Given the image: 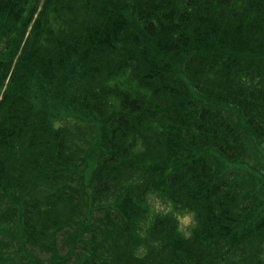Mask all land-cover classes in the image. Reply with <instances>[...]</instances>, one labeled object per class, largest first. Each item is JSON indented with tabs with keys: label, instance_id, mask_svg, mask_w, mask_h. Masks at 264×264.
<instances>
[{
	"label": "trees",
	"instance_id": "trees-1",
	"mask_svg": "<svg viewBox=\"0 0 264 264\" xmlns=\"http://www.w3.org/2000/svg\"><path fill=\"white\" fill-rule=\"evenodd\" d=\"M250 144L264 0H0L5 264H264Z\"/></svg>",
	"mask_w": 264,
	"mask_h": 264
},
{
	"label": "rangeland",
	"instance_id": "rangeland-1",
	"mask_svg": "<svg viewBox=\"0 0 264 264\" xmlns=\"http://www.w3.org/2000/svg\"><path fill=\"white\" fill-rule=\"evenodd\" d=\"M249 149H252L251 150V154H250V159H249V164L253 165V166H259V168L264 171V159H261L260 157H258V159H254L251 157L253 154H256V149L257 146L256 145H253V144H250L249 146ZM253 151V152H252ZM150 204H151V207H152V211L153 213L155 212H159V211H166L169 209V205L168 203H166L164 200H162L161 198L159 197H156V196H153L150 200ZM179 218H180V224H181V227L182 229L187 233L189 234L190 230L192 229V227L194 226L195 224V217L194 215L191 213V212H185V213H181L179 215ZM61 236V234H60ZM62 238V237H61ZM12 247H15L17 248V245L14 244ZM59 250L58 252L60 253H65L67 251L66 247H59ZM33 254L35 255V257L39 258V259H44L45 263H49V259L53 258L54 257V254L50 251H41L37 248L33 249ZM48 252L52 253V257H50V255L48 254ZM2 253L0 252V255ZM24 253L22 252V255ZM50 257V258H49ZM18 259V255L15 254L13 255L12 257V261H16ZM34 264H37V262H33ZM0 264H5L3 260H0ZM8 264H12V263H8ZM15 264H18V263H15ZM23 264V263H21ZM66 264H72V263H66Z\"/></svg>",
	"mask_w": 264,
	"mask_h": 264
}]
</instances>
